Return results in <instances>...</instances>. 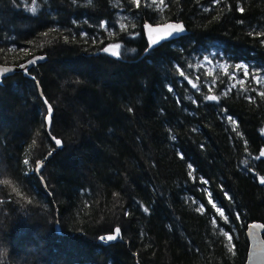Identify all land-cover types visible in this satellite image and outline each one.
Returning <instances> with one entry per match:
<instances>
[{
	"label": "trees",
	"instance_id": "1",
	"mask_svg": "<svg viewBox=\"0 0 264 264\" xmlns=\"http://www.w3.org/2000/svg\"><path fill=\"white\" fill-rule=\"evenodd\" d=\"M169 21L187 34L145 55L143 26ZM259 33L264 0H0V64L47 58L0 84V264H246L264 224ZM116 43L120 58L101 53ZM52 151L46 189L23 161ZM117 226L123 242L97 243ZM36 227L50 242L27 240L31 258L19 240Z\"/></svg>",
	"mask_w": 264,
	"mask_h": 264
},
{
	"label": "water",
	"instance_id": "2",
	"mask_svg": "<svg viewBox=\"0 0 264 264\" xmlns=\"http://www.w3.org/2000/svg\"><path fill=\"white\" fill-rule=\"evenodd\" d=\"M166 23L182 24L184 27V31L180 32L178 34L174 33L172 36H167L165 34L166 30L156 32V31H152L148 27L149 25H151L152 28H156V27L162 26ZM143 27H144L143 29H144V33L146 36V40L148 43V48L145 52V55L147 53H149L151 50H153L154 48L161 45L162 43L178 39V38L187 34V29L185 27V24L181 21H169V22L160 23V24H152L150 22H147ZM161 37H163V38H161ZM101 53L105 54V55H107L113 59L120 58L119 55L117 56V55L112 54L113 50L111 48L108 52H105L104 50H102ZM40 57H42V58H40ZM33 60L35 61L34 63H29V61H33ZM46 60H47L46 56H35V57H32L31 59H29L28 61L24 62L20 66L0 64V84L3 83L4 78H6L7 76H12L16 72L27 73L30 68L35 67L39 63L40 64L44 63V62H46ZM5 68L10 69V70L7 72L2 71ZM40 93H41V96H42L44 104H45L46 99L44 98V96L42 94V90H40ZM45 107L47 109L46 104H45ZM53 117H54V110H53L52 116H51V123H50V125L47 126V132L49 134H51V131H52ZM46 124H47V120H46ZM53 142H54V140H53ZM54 144H55V142H54ZM55 146L57 147V149H62L63 148V142H62V146H57L56 144H55ZM53 154H54V152L52 151L50 153V155L48 154L46 156L45 160L43 161L42 166L40 167V171H38V172L36 171L37 175L40 176V174H42L44 172L45 167H46V163L53 156ZM59 217H60V214L57 213V223H56L55 229H56V233L61 236V235H64V233L62 232L61 224H60V221L58 219ZM261 225H264V224L261 222H254V223L249 224V226L246 230V237H247V240L249 242V250H248V256H247L246 264H264V237H263L264 227H261ZM106 236H103V237H106ZM121 242H123L121 231H120V235L117 236V238L114 240H107V239L102 240L101 237L97 239V243L102 245V246H110V245H114L116 243H121Z\"/></svg>",
	"mask_w": 264,
	"mask_h": 264
},
{
	"label": "snow or ice",
	"instance_id": "3",
	"mask_svg": "<svg viewBox=\"0 0 264 264\" xmlns=\"http://www.w3.org/2000/svg\"><path fill=\"white\" fill-rule=\"evenodd\" d=\"M132 2H133L137 7L140 6V0H132ZM158 2H159V5H164L165 0H158ZM33 3H34V0H33ZM89 3H91V0H89ZM152 3H153V4H157V0H152ZM216 3H219V0H216ZM31 11L35 12V11H36V7L33 6V7L31 8ZM240 11H243V8H241ZM148 27H149L152 31H156V32H160V31H162V30H166L165 34H166L167 36H172L174 33H175V34H178V33L184 31V27H183V25H182V24H178V23H176V24H174V23H166V24H164V25H162V26H158V27H156V28H152L151 25H149ZM120 28H121V29H127V25L124 24V23H121ZM44 35H47V33H45ZM85 35H87V34H85ZM259 35L264 36V33H259ZM161 38H163V37H161ZM154 42H155V41H154ZM120 47H121V45H120L119 43H116V44L110 45L109 47H105L103 50H104L105 52H108V51L110 50V48H111V49L113 50V53H112V54L118 56V55L120 54L119 51H118V49H120ZM11 51H16V50H15V49H12ZM40 58H42V57H40ZM34 62H35L34 60H33V61H29V63H34ZM237 67L243 71V73H244L245 76H248V75H249V72H248L246 66L241 65V66H237ZM9 70H10V69L5 68V69H3L2 71L7 72V71H9ZM180 74H181L182 76L184 75L183 72H181ZM210 74H211V73H210ZM256 82H257L258 84H259V83H264V80H262V79L257 75V76H256ZM239 83L243 85L245 82L241 80V81H239ZM192 86H193L194 88L198 87L197 84H195V83H193ZM225 95H227V93H225ZM259 95H260L261 98H264V91H261V92L259 93ZM205 98H206L207 100H209V101H218V100L220 99V97L217 96V95H207ZM45 104L47 105V113H46L47 124H46V126H48V125H50V123H51V116H52L53 108H52V105H51L50 103L47 102V100H45ZM226 120L229 121V122H231V123H233V124H235V121L233 120V118H232L231 116H227V117H226ZM233 130L235 131L236 129L233 128ZM51 138L54 140V142H55V144H56L57 146H62V141H61L60 139L55 138V137H51ZM35 143H36V141L33 140V144H35ZM49 155H50V153H49ZM261 158H264V151L260 152L259 155L256 157V159H261ZM23 163H24L25 165H27V164H29V160L25 159V160L23 161ZM42 164H43V161H37V162H36V168H35V170H36L37 172L40 171V167L42 166ZM244 164L247 165V161H244ZM189 175H192V173L190 172ZM193 179H195V177H193ZM259 182H260L261 184H264V178H261ZM203 183H207V181H203ZM0 184H3V185H11V184H12V181H11V180H7V179H5V180H0ZM13 192H15L17 195L20 194L19 190H18L16 187H13ZM117 195H119V194H117ZM28 202L31 203V200H29ZM209 203H210V204L212 205V207L216 210V212L219 214L220 217L224 218V220H227V217L225 216L224 211L216 206V204L211 200L210 195H209ZM197 210H198V211H202V210H203V205H201ZM145 211H147V209H145ZM125 214L127 215L128 213H125ZM261 227H264V225H261ZM120 231H121L120 228L117 226V227L114 228V232H113V234H109V235H107L106 237H101V239H102V240H103V239L114 240V239L117 238V236L120 235ZM224 236L227 237V240H228V241H231V240H232V236L229 235L227 232H224Z\"/></svg>",
	"mask_w": 264,
	"mask_h": 264
},
{
	"label": "rangeland",
	"instance_id": "4",
	"mask_svg": "<svg viewBox=\"0 0 264 264\" xmlns=\"http://www.w3.org/2000/svg\"><path fill=\"white\" fill-rule=\"evenodd\" d=\"M1 108H0V112H1ZM15 120H16V118H14ZM76 157H77V154H76ZM37 161H39V160H37ZM36 161V162H37ZM36 162H29V164H28V166H29V169L30 170H35V168H36ZM83 165V162L82 161H80V162H78V166L79 167H81ZM2 170V168H0V171ZM40 176H41V179H42V182H43V184H44V186H45V188L46 189H48V187H47V184H46V182H45V180H44V178H43V174H40ZM59 221H60V217H59ZM56 223H57V220H56ZM56 223H55V228H56ZM60 224H61V221H60ZM62 228V227H61ZM38 230H41L40 228H38V227H36V228H33L32 229V232L30 233V236L28 237V235L27 236H25V237H28V238H25V240H26V243H24V244H22V241H21V239L19 240V242H21V248L23 249L24 248V250L28 253V256L27 257H31L32 258V256L33 255H36V254H38V253H35V251H33L32 249H31V245L30 246H28V244H27V240H29L30 241V243L31 242H36V240L37 239H41V242H45V240H46V242H45V244L44 243H40L38 246L39 247H43L44 248V246L47 244V243H49L50 241H49V237H50V235L48 234V236H47V239H46V235L44 234V232L45 231H42V232H40V231H38ZM55 231H56V229H55ZM36 232V233H35ZM19 239V238H18ZM18 239H17V241H18ZM41 251V250H40Z\"/></svg>",
	"mask_w": 264,
	"mask_h": 264
}]
</instances>
